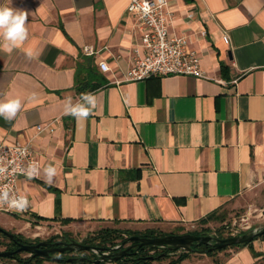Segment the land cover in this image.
<instances>
[{"label": "crops", "instance_id": "obj_1", "mask_svg": "<svg viewBox=\"0 0 264 264\" xmlns=\"http://www.w3.org/2000/svg\"><path fill=\"white\" fill-rule=\"evenodd\" d=\"M169 1L170 31L190 37L205 78L123 80L133 50L143 55L129 0H0L28 12L27 40L0 51V100L22 102L15 119L0 117V142L24 143L54 123L34 140L40 177L17 184L27 213L0 212L1 228L193 225L264 182V0ZM89 92L87 119L65 115L67 98ZM224 255L221 264H264V237Z\"/></svg>", "mask_w": 264, "mask_h": 264}, {"label": "built area", "instance_id": "obj_2", "mask_svg": "<svg viewBox=\"0 0 264 264\" xmlns=\"http://www.w3.org/2000/svg\"><path fill=\"white\" fill-rule=\"evenodd\" d=\"M147 6L148 11L145 12ZM142 30L140 47L133 50L131 62L124 73V81H143L150 77H164L170 75H185L205 78L200 65V56L191 47L190 37L185 33L176 34L170 31L175 19V11L169 0H129L126 9ZM199 35L205 37L206 32L200 31ZM225 42L228 37L224 36ZM87 54H94L92 49H85ZM98 66L101 71L108 72L109 66L105 61H100ZM54 131V123L36 125L33 133L24 143L0 142V168L5 169L0 173V191L7 190L13 196H24L18 188L20 179H37L40 177L41 163L34 149V140L42 134H51ZM39 166V173L29 178L25 171L29 164ZM25 197V196H24ZM28 200V199H27ZM19 212L0 204V212L10 215H22ZM118 249L119 246L114 247Z\"/></svg>", "mask_w": 264, "mask_h": 264}, {"label": "rangeland", "instance_id": "obj_3", "mask_svg": "<svg viewBox=\"0 0 264 264\" xmlns=\"http://www.w3.org/2000/svg\"><path fill=\"white\" fill-rule=\"evenodd\" d=\"M261 228H264V182L255 186L237 202L231 203L221 211H218L212 216L205 218V220L193 225L172 226L155 224L146 230L134 231L128 229L109 228L105 225L98 227L78 224L69 225L68 223L59 222H29V225L5 230L16 235L23 242H29L30 244H36L42 241L62 242L63 239L75 240L83 245L101 247L105 253H108V248L119 246L117 249V251H119L132 245L131 242H127V239L131 237L126 234L127 231L138 234L152 232L155 235L165 234V236L168 234L191 233L198 236L210 235L215 238H227L241 235L249 230H259ZM105 230H118L121 232V238L116 240L114 244H108L106 247L97 245V241L95 240L91 241V239L97 237L101 231ZM5 245H8V238L0 235V251H5ZM162 250L163 248H157L156 250H148L147 252L149 255H156L159 252L162 253ZM179 252L180 251H177L173 254L166 250V252H163V255L167 253L174 257L177 256ZM21 256L26 257L27 254L22 253ZM64 256L68 258L88 257L89 259L100 260V262H104L106 264H117L114 261L101 260L100 254L97 251H75L72 253H65ZM224 257L225 255L218 256V254L214 257H209L199 252L198 254H193L189 258L183 260L182 264L184 261V264H212L213 259H217L221 262ZM46 264L56 263L46 262ZM153 264H167V260L154 262Z\"/></svg>", "mask_w": 264, "mask_h": 264}, {"label": "water", "instance_id": "obj_4", "mask_svg": "<svg viewBox=\"0 0 264 264\" xmlns=\"http://www.w3.org/2000/svg\"><path fill=\"white\" fill-rule=\"evenodd\" d=\"M0 231L8 237V239L16 241L14 234L4 230L0 227ZM264 235V228L259 230H249L241 235L231 236L227 238H215L210 235H193L191 233L185 234H168L162 237H140L137 235L131 236L127 239V242H131L132 245L117 251V249L108 248L107 252L103 251L101 247H94L89 245H83L75 240H68V242H56L42 241L36 244H24L17 242L16 252H26L32 255L43 258H55L53 254H65L75 251H97L100 254V259L105 261H118L121 258L128 256L130 251L135 247H152L163 248L169 252H191L195 250V247L200 245H208L210 250H222L233 245H244L252 242L255 238ZM65 238V237H63ZM13 254V251H0V258H6ZM78 259H85L84 257H70L69 261H75ZM99 263L100 260H96Z\"/></svg>", "mask_w": 264, "mask_h": 264}, {"label": "clouds", "instance_id": "obj_5", "mask_svg": "<svg viewBox=\"0 0 264 264\" xmlns=\"http://www.w3.org/2000/svg\"><path fill=\"white\" fill-rule=\"evenodd\" d=\"M11 4V0H10ZM145 12L148 11L147 6ZM28 12L17 10L10 6L0 5V51L11 53L20 48L28 38V29L26 27ZM26 55L29 59L33 58V52L28 50ZM96 96L94 93H81L77 102H73L69 97L64 103L65 115L72 116L77 120L87 119L96 107ZM22 102L19 98L0 100V117L5 120H13L21 110ZM5 169L0 168V173ZM40 169L35 163L29 164L25 174L29 178L37 176ZM45 183L52 184L57 175V168L54 165H48L43 169ZM0 204H7L19 212H23L28 207V200L24 196H13L6 189L0 191Z\"/></svg>", "mask_w": 264, "mask_h": 264}, {"label": "trees", "instance_id": "obj_6", "mask_svg": "<svg viewBox=\"0 0 264 264\" xmlns=\"http://www.w3.org/2000/svg\"><path fill=\"white\" fill-rule=\"evenodd\" d=\"M215 214V213H213ZM213 214L209 215L212 216ZM205 220V219H204ZM203 221V220H202ZM128 236H133V235H138L141 237H147V238H154V237H161L165 236V234H157L155 235L152 232L148 233H142L138 234L135 232H126ZM0 235L6 237L1 231ZM16 241L8 239V245H5L6 249L5 251H13V254L9 257L6 258H0V264H46V262H55L56 264H106L104 262H99L96 263L95 259H89L88 257H84L85 259H78L75 261H69L68 257H65L63 255H57L55 258H43V257H38L36 255H32L26 252H21L18 253L16 252V246L17 242H23L19 237L14 235ZM264 235L258 237L262 238ZM8 238V237H7ZM121 238V232L118 230H105L101 231L97 237L91 239V241H97V245L106 247L108 244L112 245L115 243L116 240ZM255 238L254 240L258 239ZM253 240V241H254ZM24 244H30L29 242H23ZM252 242L244 245H233L230 247H227L222 250H210L208 245H200L195 247V250L191 252H179L177 256H170L169 254L163 255V252H166L165 249H163L161 252L162 253H157L156 255H149L148 250H156L157 248H152V247H135L130 251V254L128 256H125L121 258L118 261H115L117 264H153L154 262H162L164 260H167V264H180L183 260L189 258L193 254H198L199 252L202 254H205L206 256L209 257H214L220 252L226 251L230 248H235V247H242V246H248ZM169 252V251H168ZM177 252V251H175ZM175 252H169V253H175ZM26 253V257H22L21 254ZM200 256V255H198ZM222 262V261H221ZM220 261L217 259H213L212 264H221Z\"/></svg>", "mask_w": 264, "mask_h": 264}, {"label": "flooded vegetation", "instance_id": "obj_7", "mask_svg": "<svg viewBox=\"0 0 264 264\" xmlns=\"http://www.w3.org/2000/svg\"><path fill=\"white\" fill-rule=\"evenodd\" d=\"M52 242V241H51ZM62 242H68V240H62ZM52 243H56V242H52ZM57 255H61V254H53V256H57Z\"/></svg>", "mask_w": 264, "mask_h": 264}]
</instances>
